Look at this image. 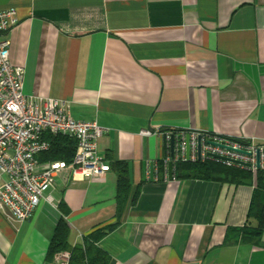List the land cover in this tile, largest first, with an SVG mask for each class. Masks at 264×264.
I'll list each match as a JSON object with an SVG mask.
<instances>
[{
	"label": "crops",
	"instance_id": "0c3cea01",
	"mask_svg": "<svg viewBox=\"0 0 264 264\" xmlns=\"http://www.w3.org/2000/svg\"><path fill=\"white\" fill-rule=\"evenodd\" d=\"M6 7L20 17L6 38L24 95L65 101L105 129V158L128 164L120 224L97 243L109 264H264V231L245 232L257 226L256 172L179 179L174 165L169 180L168 143L140 134L264 141V0H0ZM116 181L112 166L86 180L64 170L26 221L0 212V264H57L48 250L61 220L71 245L113 221Z\"/></svg>",
	"mask_w": 264,
	"mask_h": 264
},
{
	"label": "built area",
	"instance_id": "2783aa9c",
	"mask_svg": "<svg viewBox=\"0 0 264 264\" xmlns=\"http://www.w3.org/2000/svg\"><path fill=\"white\" fill-rule=\"evenodd\" d=\"M19 19L14 7L0 9V212L24 222L45 199L43 193L54 187L61 171L68 170L73 180H86L109 172L110 162L104 156L105 146L101 143L105 129L95 121L75 119L61 99L24 95V68L11 63L9 40L6 38ZM140 134H160L168 146L174 137L173 167L177 162L213 160L254 173L257 169L264 171V141L252 139L242 143L215 133L161 130L156 126L144 129ZM186 134H189L188 156L185 154ZM48 135H61L75 141L70 162L53 160L39 163L37 155L50 147ZM256 151L259 167L255 166ZM169 159L164 162L165 178H168ZM234 160L249 163L250 167L234 163ZM46 200L49 201L50 196ZM54 258L57 264H69L70 252L58 251Z\"/></svg>",
	"mask_w": 264,
	"mask_h": 264
},
{
	"label": "trees",
	"instance_id": "16d2710c",
	"mask_svg": "<svg viewBox=\"0 0 264 264\" xmlns=\"http://www.w3.org/2000/svg\"><path fill=\"white\" fill-rule=\"evenodd\" d=\"M46 138L49 140L50 147L40 155L41 161H45L43 163L53 160L71 161L75 150V141L73 139L61 135H48ZM241 142L245 143V141ZM110 166L114 167L117 171L116 210L114 220L94 226L92 230L82 238V242L76 245L68 243V227L65 222L61 220L50 240L49 254L61 250H68L70 252L69 264H109V255L103 251L97 243L120 224L130 187L128 164L111 160ZM161 168H163V166L160 167V169ZM251 174L252 171L249 169L238 166H227L213 160L185 161L175 164V177L179 179H214L217 178L218 175H224L237 181L241 178L249 177ZM248 216H252L257 220V226L247 229L245 232L252 238H258L264 231V171L261 169H257L256 171V186L251 197Z\"/></svg>",
	"mask_w": 264,
	"mask_h": 264
},
{
	"label": "water",
	"instance_id": "95a60500",
	"mask_svg": "<svg viewBox=\"0 0 264 264\" xmlns=\"http://www.w3.org/2000/svg\"><path fill=\"white\" fill-rule=\"evenodd\" d=\"M189 134L185 135V154L186 156H188L189 153ZM174 137H172L169 141V155H170V160L167 162V177L168 179H172V171H173V165H172V159L174 156ZM199 150H200V137H197V155H198V159H199ZM246 154H249L250 152L248 151H243ZM225 159V158H224ZM234 163H238V164H242L246 167H250L249 163H242L240 161H236L234 160ZM255 166L259 167V156H258V151H256V162H255ZM148 175H149V180H153L154 178V163L150 162L149 163V168H148Z\"/></svg>",
	"mask_w": 264,
	"mask_h": 264
},
{
	"label": "rangeland",
	"instance_id": "374dc122",
	"mask_svg": "<svg viewBox=\"0 0 264 264\" xmlns=\"http://www.w3.org/2000/svg\"><path fill=\"white\" fill-rule=\"evenodd\" d=\"M48 193H49V191H45V192L43 193V196L48 195Z\"/></svg>",
	"mask_w": 264,
	"mask_h": 264
}]
</instances>
